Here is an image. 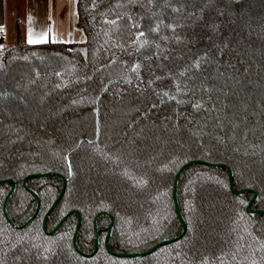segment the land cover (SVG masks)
Wrapping results in <instances>:
<instances>
[{
  "label": "trees",
  "instance_id": "obj_1",
  "mask_svg": "<svg viewBox=\"0 0 264 264\" xmlns=\"http://www.w3.org/2000/svg\"><path fill=\"white\" fill-rule=\"evenodd\" d=\"M213 2L200 11L201 0H78L85 40L75 43H24L16 23L0 61V180L17 183L6 211L14 225L36 208L24 177L54 172L67 182L48 231L80 212L76 243L90 253L93 219L106 212L109 248L145 251L180 233L174 176L199 159L229 166L233 189L256 191L251 208L264 211V0ZM209 24L219 25L215 43L227 44L218 57L204 39ZM27 186L39 209L16 229L2 207L11 184L0 183V264H264V215L246 212L253 193H232L224 167L183 171L185 234L144 257L105 250L106 215L97 219V252L81 256L75 214L55 235L42 229L60 178Z\"/></svg>",
  "mask_w": 264,
  "mask_h": 264
},
{
  "label": "crops",
  "instance_id": "obj_2",
  "mask_svg": "<svg viewBox=\"0 0 264 264\" xmlns=\"http://www.w3.org/2000/svg\"><path fill=\"white\" fill-rule=\"evenodd\" d=\"M77 21L78 0H0V26L9 47L16 42V23L24 43L29 27L34 37L47 32L50 42L53 39L62 43L83 42L85 34Z\"/></svg>",
  "mask_w": 264,
  "mask_h": 264
},
{
  "label": "water",
  "instance_id": "obj_3",
  "mask_svg": "<svg viewBox=\"0 0 264 264\" xmlns=\"http://www.w3.org/2000/svg\"><path fill=\"white\" fill-rule=\"evenodd\" d=\"M194 164H201V165H206V166H210V167H224L226 169L227 173H228L229 186L231 188L232 193H234L236 195H242L243 193H246V192H252L253 193L252 199L249 201L248 205L246 206V212L250 216H254L256 214H262V215H264V211L263 210L251 209L252 204L258 199V194H257L256 191H253V190H250V189H243V190L235 191L233 189V186H232L233 172H232V170L230 169L229 166H227L225 164H220V163H212V162L205 161V160H201V159H199V160H192V161L186 162L184 165H182L178 169V171L176 172V174L174 176L173 189H172V202H173V206H174V210L176 212V215L179 218L180 223H181V231H180V233L178 235L172 236L170 238L162 239V240H160L159 242H157L156 244H154L152 247H150L149 249H147L145 251L130 252V253L113 252L108 247V240H109V237H110V235L112 233V230H113L114 220H113V218H112V216L110 214L105 213V212H101V213H98L95 216L94 220H93V228H94V248H93L92 252L90 254H88V253H84L81 250H79V248L77 247V244H76V237L78 235V232H79V229H80V226H81V223H82V216H81V214L78 211H70V212H68L56 224V226L54 227L53 230L47 231V229H46V219H47L48 215L54 210V208L58 204L59 200L61 199V197H62V195L64 193V190H65L66 179L63 176H61V175H59L57 173H53V172H48V173H33V174H29L28 176H26L23 179V186L26 187V183H27V180L29 178H48V177H51V176H57V177L60 178V180H61V188H60V191H59L56 199L54 200V202L52 203V205L48 209L46 215L44 216V219H43V230L48 235H54V234H56L58 232V230H59L60 226L63 224V222L71 214H75L76 217H77V221H76V226H75L74 233H73V237H72V243H73L74 249L80 255H82V256H91V255L95 254V252L97 251V249L99 247L97 218L100 217L101 215H107L108 218H109V225H108V229H107V235H106V238H105V241H104V246H105L106 251L109 254H111V255H113L115 257H119V258L144 257V256H147V255L152 254L153 252H155L156 250H158L162 246H165V245L174 243L175 241H177L178 239H180L185 234V231H186V223H185V220H184V218L181 215L180 210H179V204H178V199H177V187H178L179 177L181 176V174L183 173V171L187 167H189L191 165H194ZM5 181H0V183L5 182ZM9 182L11 183V188L8 191L6 197H5L4 201H3V212H4V215H5V218L8 221H9V218H8V216L6 214V204H7L8 199L13 195V193L16 190V182L14 180H9ZM30 191L32 192V194L36 198V201H37L36 209H35L34 213L26 220L25 223H23L22 225H17V226L14 225V227L17 228V229H23V228L27 227L33 221V219L35 218V216L37 214V210H38V207H39V197H38V195H37L36 192H34L32 190H30Z\"/></svg>",
  "mask_w": 264,
  "mask_h": 264
},
{
  "label": "snow or ice",
  "instance_id": "obj_4",
  "mask_svg": "<svg viewBox=\"0 0 264 264\" xmlns=\"http://www.w3.org/2000/svg\"><path fill=\"white\" fill-rule=\"evenodd\" d=\"M232 2L234 4H238L239 3V0H232ZM214 7V2L213 0H201V7H200V11H203L204 9H207V8H212ZM177 9H173V11H176ZM217 11H219V9H217ZM192 13H189V16H191ZM31 21V17H29V22ZM171 26V25H170ZM206 28H211L212 29V34L211 35H208L206 37H204V39L206 41H210L211 42V48L209 49V52L211 53L213 50H215L214 52V57H218L222 54V52L224 51L225 48H227V44L224 43V46L223 48L219 47L215 41L213 40V36H219L220 35V32L217 30L219 25H216V24H209V25H205ZM156 29L155 28H150L149 31H155ZM0 31H3V26H0ZM141 36L144 35L143 32L140 33ZM48 40H47V32H45L44 34H42L41 36L39 37H34L33 36V31L31 29V27L28 28V31H27V43L28 44H38V43H47ZM52 42H57L55 41V39H53ZM223 43V42H222ZM214 57H210L208 63H214ZM198 59H200L202 62H203V57H199ZM187 67V66H186ZM181 75H183V73H181ZM197 77L195 76H192V77H189L190 80H194L196 79ZM193 89L195 91H200V88L197 87L196 85H193ZM189 91H191L192 89H188ZM205 91H209L210 89H207L205 88L204 89ZM194 106H197L198 105H194ZM253 264H255V262H253Z\"/></svg>",
  "mask_w": 264,
  "mask_h": 264
},
{
  "label": "flooded vegetation",
  "instance_id": "obj_5",
  "mask_svg": "<svg viewBox=\"0 0 264 264\" xmlns=\"http://www.w3.org/2000/svg\"><path fill=\"white\" fill-rule=\"evenodd\" d=\"M47 173H48V172H47ZM53 173H54V172H53ZM32 174H33V173H32ZM59 175H60V174H59ZM27 176H28V175H27ZM61 176H62V175H61ZM51 177H52V176H51ZM24 178H25V177H24ZM29 179H30V178H29ZM29 179H28V180H29ZM28 180H27V181H28ZM0 181H5V180H0ZM5 182H9V180H6ZM15 182H16V181H15ZM66 182H67V181H66ZM10 184H11V183H10ZM22 185H23V180H22ZM65 187H66V186H65ZM10 188H11V187H10ZM16 188H17V183H16ZM25 188H26L28 191L31 190L30 188H28L27 183H26V187H25ZM9 190H10V189H9ZM15 191H16V190H15ZM32 191H33V190H32ZM30 192H31V191H30ZM34 192H35V191H34ZM14 193H15V192H14ZM14 193H13V194H14ZM31 193H32V192H31ZM6 195H7V194H6ZM37 195H38V194H37ZM33 196H34V195H33ZM5 197H6V196H5ZM38 197H39V196H38ZM4 199H5V198H4ZM9 199H10V198H9ZM9 199H8V200H9ZM35 199H36V198H35ZM251 199H252V198H251ZM251 199H250V200H251ZM3 201H4V200H3ZM256 201H257V200H256ZM36 205H37V201H36ZM39 205H40V199H39ZM51 205H52V204H51ZM247 205H248V204H247ZM252 205H253V204H252ZM2 207H3V205H2ZM35 209H36V208H35ZM38 209H39V207H38ZM251 209H252V208H251ZM6 211H7V204H6ZM34 211H35V210H34ZM47 211H48V210H47ZM37 212H38V210H37ZM3 213H4V212H3ZM33 213H34V212H33ZM46 213H47V212H46ZM79 213H80V212H79ZM100 213H101V212H100ZM105 213H106V212H105ZM6 214H7V213H6ZM80 214H81V213H80ZM108 214H109V213H108ZM36 215H37V214H36ZM45 215H46V214H45ZM96 215H97V214H96ZM96 215H95V216H96ZM4 216H5V215H4ZM7 216H8V215H7ZM81 216H82V215H81ZM101 216H102V215H101ZM106 216H107V215H106ZM35 217H36V216H35ZM107 217H108V216H107ZM8 218H9V217H8ZM62 218H63V217H62ZM62 218H61V219H62ZM76 218H77V217H76ZM94 218H95V217H94ZM98 218H99V217H98ZM98 218H97V219H98ZM112 218H113V217H112ZM43 219H44V218H43ZM61 219H60V220H61ZM6 220H7V219H6ZM33 220H34V219H33ZM93 220H94V219H93ZM113 220H114V219H113ZM7 221H8V220H7ZM76 221H77V220H76ZM9 222H10V224L12 223L10 220H9ZM25 222H26V221H25ZM25 222H24V223H25ZM46 222H47V219H46ZM81 224H82V223H81ZM11 225L14 226L13 223H12ZM21 225H22V224H21ZM108 225H109V223H108ZM16 226H17V225H16ZM75 226H76V225H75ZM60 227H61V226H60ZM80 227H81V226H80ZM113 227H114V225H113ZM97 228H98V226H97ZM16 229H17V228H16ZM23 229H24V228H23ZM42 229H43V223H42ZM46 229H47V227H46ZM53 229H54V228H53ZM53 229H52V230H53ZM107 229H108V227H107ZM79 230H80V229H79ZM93 230H94V228H93ZM43 231H44V230H43ZM47 231H48V230H47ZM44 232H45V231H44ZM112 232H113V230H112ZM73 233H74V232H73ZM78 233H79V232H78ZM54 235H55V234H54ZM106 235H107V233H106ZM111 235H112V233H111ZM111 235H110V237H111ZM110 237H109V239H110ZM105 238H106V236H105ZM105 238H104V241H105ZM98 239H99V237H98ZM76 244H77V243H76ZM103 244H104V243H103ZM77 247H78V246H77ZM108 247H109V240H108ZM93 248H94V247H93ZM98 248H99V247H98ZM104 248H105V246H104ZM109 249H110V248H109ZM79 250H80V249H79ZM92 250H93V249H92ZM97 250H98V249H97ZM105 250H106V249H105ZM110 250H111V249H110ZM111 251H112V250H111ZM82 252H83V251H82ZM91 252H92V251H91ZM91 252H90V253H91ZM96 252H97V251H96ZM96 252H95V253H96ZM113 252H114V251H113ZM84 253H85V252H84ZM90 253H88V254H90ZM93 255H94V254H93ZM81 256H82V255H81ZM91 256H92V255H91ZM84 257H89V256H84Z\"/></svg>",
  "mask_w": 264,
  "mask_h": 264
},
{
  "label": "built area",
  "instance_id": "obj_6",
  "mask_svg": "<svg viewBox=\"0 0 264 264\" xmlns=\"http://www.w3.org/2000/svg\"><path fill=\"white\" fill-rule=\"evenodd\" d=\"M9 49V46L7 44L6 40V33L5 31L0 32V61L2 57L4 56V53Z\"/></svg>",
  "mask_w": 264,
  "mask_h": 264
}]
</instances>
